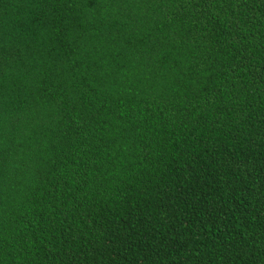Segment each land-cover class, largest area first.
<instances>
[{"label": "trees", "instance_id": "trees-1", "mask_svg": "<svg viewBox=\"0 0 264 264\" xmlns=\"http://www.w3.org/2000/svg\"><path fill=\"white\" fill-rule=\"evenodd\" d=\"M0 264H264V0H0Z\"/></svg>", "mask_w": 264, "mask_h": 264}]
</instances>
